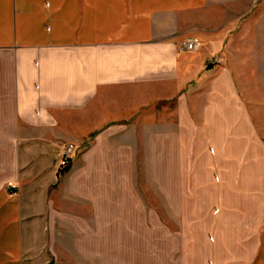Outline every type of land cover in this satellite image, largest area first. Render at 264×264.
Wrapping results in <instances>:
<instances>
[{
	"label": "crops",
	"instance_id": "crops-1",
	"mask_svg": "<svg viewBox=\"0 0 264 264\" xmlns=\"http://www.w3.org/2000/svg\"><path fill=\"white\" fill-rule=\"evenodd\" d=\"M174 98L213 153L203 218L171 199L177 227L178 188L132 185L126 134ZM94 131L103 170L93 145L58 170ZM0 264H264V0H0Z\"/></svg>",
	"mask_w": 264,
	"mask_h": 264
},
{
	"label": "rangeland",
	"instance_id": "rangeland-1",
	"mask_svg": "<svg viewBox=\"0 0 264 264\" xmlns=\"http://www.w3.org/2000/svg\"><path fill=\"white\" fill-rule=\"evenodd\" d=\"M207 60L206 66L218 64L210 63ZM176 101L175 98L164 100L157 107L158 111L162 110L160 112H163V115H157V118L163 122L162 130L126 132L130 143L132 185L146 187L148 199H153L154 194L150 188H154L156 185L154 175L157 172L162 174V179H157V182L161 181L164 188L166 187L168 190L171 187L178 188V194L163 195L162 217L164 222L173 227L178 226V221L174 209L170 205L171 199L174 203H178L179 219L203 218L206 204L210 198L209 190L207 189V192L203 190L206 185L203 176L205 171H210L209 166L213 157L210 146L211 131L176 129V127L182 126L177 122H180L184 117L180 114L182 110L180 106L178 108ZM184 101L186 102V100ZM199 103L201 104L202 100H199ZM69 144H72L75 150L67 168L71 166L80 151L93 145L96 146L100 154H104L97 156L98 159H101L98 164L103 170L105 163L102 162V158L105 156L107 147L106 131L84 132L80 140L72 139L63 142L60 145V154L63 147ZM176 172L180 177H171L172 173ZM187 172L191 174L190 178L186 177ZM186 187H193L194 191L191 194H185ZM150 192H152L151 195Z\"/></svg>",
	"mask_w": 264,
	"mask_h": 264
},
{
	"label": "built area",
	"instance_id": "built-area-1",
	"mask_svg": "<svg viewBox=\"0 0 264 264\" xmlns=\"http://www.w3.org/2000/svg\"><path fill=\"white\" fill-rule=\"evenodd\" d=\"M179 45L180 49L185 51H195L198 48V42L191 37L185 38L184 40H182V42H180ZM207 61L210 63H218L221 61V59L216 55H211ZM74 150L75 149L72 144L63 147L58 164V169L60 171H63L68 167L71 162ZM9 186L11 187L12 185L9 184Z\"/></svg>",
	"mask_w": 264,
	"mask_h": 264
}]
</instances>
